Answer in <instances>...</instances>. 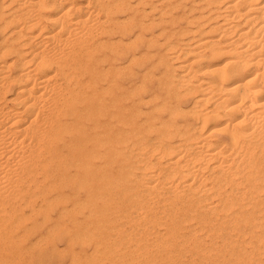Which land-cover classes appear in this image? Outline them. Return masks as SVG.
I'll list each match as a JSON object with an SVG mask.
<instances>
[{
	"label": "bare ground",
	"instance_id": "6f19581e",
	"mask_svg": "<svg viewBox=\"0 0 264 264\" xmlns=\"http://www.w3.org/2000/svg\"><path fill=\"white\" fill-rule=\"evenodd\" d=\"M31 235L264 264V0H0V264Z\"/></svg>",
	"mask_w": 264,
	"mask_h": 264
},
{
	"label": "rangeland",
	"instance_id": "374dc122",
	"mask_svg": "<svg viewBox=\"0 0 264 264\" xmlns=\"http://www.w3.org/2000/svg\"><path fill=\"white\" fill-rule=\"evenodd\" d=\"M13 94V92L12 93H8V96H11ZM54 212H51V217H53V218H55V215H56V217H57V215H58V211L57 210H53ZM56 211V212H55ZM39 215V216H38ZM40 217V218H39ZM42 216L39 214V213H37V216L35 215L32 219H29V220H27L25 223H24V225H28V223H30L29 225V227H31V224L33 223V221L32 220H40V221H38V222H41L42 221V218H41ZM39 226H40V228L42 229H40L39 228ZM49 226V223H47V225H46V227H44V225H41V224H38V229H37V234L39 235V236H37L38 237V239H40L41 238V235H47L48 233H49V230H50V227H48ZM44 227V228H43ZM40 229V230H39ZM19 231H21L22 232V228H20V230ZM42 231V232H41ZM40 233V234H39ZM44 233V234H43ZM32 238V240H31V238ZM30 237H27V239H24V240H19L18 241V246L22 249V251H24L25 250V252H26V248H27V250L31 253V259H30V257L29 256H27V255H23V258L21 257V258H18L17 259V261L16 260H13V261H11V259H12V256H6V258H7V260L5 261L4 260V264H15V262H16V264H18V263H20V264H63V262H64V264L66 263V264H72L71 263V259H70V256H69V254L68 253H66V251H65V243H66V241H64V239H63V241L59 238V239H56V240H54L55 241V244H56V246H57V250H58V252H56V253H52V249H51V246L46 242V241H44V238H43V240H39V241H36L37 240V237L36 236H30ZM30 240V241H29ZM35 240V241H34ZM40 241H42V242H40ZM57 241V242H56ZM62 243H61V242ZM23 242H24V244H23ZM26 242V243H25ZM32 242V243H31ZM34 242H36V243H34ZM41 243L40 245H42V246H40L39 245V243ZM47 244H46V243ZM33 244V245H32ZM35 244V245H34ZM32 246H34V248L31 247ZM36 246V247H35ZM61 247V248H60ZM79 246L77 245L76 246V249H79L78 248ZM85 247V248H84ZM84 247H81V249L83 250H86L87 252H91V249H92V245L89 247V245H85ZM88 247V248H87ZM24 248V249H23ZM87 248V249H86ZM80 249V250H81ZM62 250H64V251H62ZM34 256H33V255ZM10 257V258H9ZM34 257V258H33ZM5 258V259H6ZM53 258H57V259H53ZM65 258V259H64ZM28 259V260H27ZM36 259V260H35ZM22 260V261H21ZM30 260H31V262H30ZM62 260H64L63 262H61ZM7 262V263H6ZM10 262V263H9ZM35 262V263H34ZM45 262V263H44ZM53 262V263H52Z\"/></svg>",
	"mask_w": 264,
	"mask_h": 264
}]
</instances>
